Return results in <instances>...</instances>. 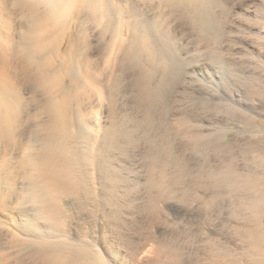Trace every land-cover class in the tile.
I'll return each instance as SVG.
<instances>
[{
	"label": "bare ground",
	"instance_id": "6f19581e",
	"mask_svg": "<svg viewBox=\"0 0 264 264\" xmlns=\"http://www.w3.org/2000/svg\"><path fill=\"white\" fill-rule=\"evenodd\" d=\"M192 1L194 7L191 3L188 4L193 7L194 11L191 13L195 15L193 18L189 16L190 12L186 13L189 14L187 15L189 18H193L189 21L200 25L201 28L205 25L212 27L210 25L212 18L216 16V9L213 6L216 7L217 4L212 6L213 0ZM222 2L224 0H216L212 3L221 4ZM8 3L12 5V8H20L26 22L23 34L19 36L18 45L13 42L15 36L12 35L13 24L9 18L11 13L7 8ZM249 5L247 3L245 6L236 7L238 16L235 13L233 15L240 20L260 22L262 25L256 32L253 30V25L249 23V25L245 24L244 28L251 34L257 35L256 37L264 39V8L261 5L256 8L252 6L253 4ZM110 6L106 0H0V264H138L141 258L150 259L152 257H154L153 264L180 263V251L174 248L179 245L169 247L167 240H165L166 245L165 242L164 245L159 244V241L157 245L144 241L139 245V241L135 244V241L132 242L133 240L129 239L126 228L119 224L121 222H116L118 215L122 219L126 216L127 210L129 214L131 213L138 198L134 189L129 187L132 185L126 184V181L136 180L135 183L139 185L137 180L140 181L143 178L141 174H136L138 170L132 172L139 165L141 167L138 168L142 170L141 160L137 163L136 160L134 162L128 157L139 158L152 150V133H158L160 130L165 133L161 135L165 142H168L169 134L172 132L181 139L189 138V136L192 138L193 135L196 136L195 138L198 135L201 136L200 131L194 132L195 129L192 127L194 124L191 121L194 119H190V116L195 114H190L192 110L186 113L187 109L194 108H189L191 103V106H196L197 102H192L196 99L193 96L188 101L190 98L187 100L183 96L187 95V89L198 77L202 76L201 78L209 79L214 83L218 79L221 81L224 77L221 69L225 68V63H222L224 66L217 67L211 65L213 62L210 60L211 67H205L204 60L201 63L195 59L193 63L185 65L184 58L175 50L170 53L171 55L162 51L163 48H167L164 47L166 44L162 45V48L158 43L164 44V39L163 42H157L158 39L155 38L153 41L156 40L157 43L152 42V31H156L158 25H161L157 21L158 17L151 19L152 21L148 23L143 20L141 22L135 17L137 10L135 14L133 10V12L124 11L122 7L115 9V6L112 9ZM224 10L227 11L226 7ZM186 14L184 13L185 17ZM89 15L98 17L95 25L99 26L101 33L94 37L102 40L104 62L102 67L93 65L90 58L85 55L89 51L87 50L86 53L83 51L87 49L91 36L86 33L88 31L86 28L90 26L93 28L91 23L94 24V21L91 18L90 26L84 29L80 28L78 23L83 21L84 24L82 22L80 24L85 25L90 18ZM188 17L186 18L189 19ZM184 18L182 19L185 20ZM74 26L75 33H72ZM213 28L210 29L213 30ZM123 31H126V36ZM161 36L158 37L162 39L165 35ZM67 38L72 40L67 41L68 47L63 49V43ZM173 43L176 45L175 42L170 44ZM74 45L77 46L75 50L77 54L71 59L68 53ZM241 48L243 52L255 51L250 50L249 44L245 43L241 45ZM235 54L233 52V55ZM222 55L226 58L227 53L225 56L224 53ZM228 56L229 52L227 58ZM219 59L214 58V60ZM230 59L233 61L234 58L230 56ZM129 64L133 65L128 66ZM131 70L134 71L130 80L127 76ZM125 71V74L129 72L125 76L129 80L124 83L125 79H123L121 83L120 80ZM158 71H162L161 76L157 73ZM185 73L188 82L185 83L184 88L181 87V91L176 92L178 98L175 99L173 95L176 102L174 106L169 99L171 93L169 90L173 88L177 90L180 77L183 74L185 76ZM19 74L21 81L17 80ZM157 74L160 78H158V83L154 84L155 87H152V81L157 78ZM173 78L178 83L175 81L176 83L173 84L175 86L172 87ZM200 81L203 80L199 79ZM26 87L31 89L30 93L23 91ZM207 87L209 89L211 85ZM196 88L192 89V94H195L193 91ZM126 89L130 90L129 94L133 96L132 99L128 97ZM213 92L221 96L226 94L232 99L222 86L212 88ZM236 93V95L233 94V98L236 96L239 102L242 98L238 97L237 91ZM174 107L180 113L174 114V111L170 114ZM196 109L195 112L200 113ZM240 113L236 118L237 123L241 126L244 123L256 132L254 138L246 139L241 144L242 148L244 151L253 152L260 159L262 167L264 163V121L258 119L257 115L245 111H240ZM196 122L193 123L196 124ZM213 122V129L216 130L218 121L213 120ZM229 125L227 121L224 136L226 139H228L227 132L232 128ZM191 140L190 142H193ZM172 141L175 143L176 140ZM198 141L200 142V139ZM169 147L167 153L174 149ZM176 147L179 146L176 145ZM181 148L183 147L180 146ZM171 151L170 153L173 152ZM156 165H159L160 170L157 174L155 173ZM218 165L216 164V167ZM171 166L172 164L167 161L155 164L153 160H150L147 164V177H145V183H142L144 191L141 192H146L148 195L141 193L147 197L139 195L141 196L139 198L144 197V200H138L142 204L146 203V210L149 209L147 212L152 219L162 220L160 201L173 202L175 200L177 203L176 195H185L186 190L180 191L174 186L178 179L172 174L173 172L170 174ZM167 171L170 172L167 173ZM167 174L174 176L169 177ZM248 175L238 173L234 177L229 176L224 181L230 184L239 183L238 189L242 204H245L246 208H252L250 212L253 215L252 218H245L242 215L234 217L230 213L226 218L224 217L225 219L223 218L228 232L226 234L216 233L214 221L217 219L213 216L216 210L212 212V209H209L213 214H210L208 220L212 226L210 231L199 233L197 228L198 234H203L201 238L205 249L204 253H201L205 254L206 251L208 256L205 264H247L253 256L257 263L264 261V250L260 249L262 245L264 246V172L254 174V178L247 183L246 179L250 177ZM207 177L209 180L204 184L209 189L207 197L209 205L212 206L218 204L215 202L218 199L216 188L219 179L216 178L214 172L208 173ZM174 179H176L175 182L172 181ZM133 181L131 183L134 185ZM199 181L196 179L193 186L199 187ZM218 189L217 192L220 191ZM136 190L138 191V188ZM205 195L206 192L203 191L201 197ZM145 198H148L147 201ZM141 203L137 205L141 206ZM182 206L183 204L177 205L180 212L187 208ZM146 210L144 209V212ZM179 211L177 210V213ZM218 212L219 210L217 215ZM164 214L167 216L168 213ZM176 220V218L172 219V221ZM169 221L167 224H170ZM148 235L153 236L151 233ZM221 235H223V240H221ZM236 236H238V241L244 243L239 251L237 249L240 245L236 247L234 240Z\"/></svg>",
	"mask_w": 264,
	"mask_h": 264
},
{
	"label": "rangeland",
	"instance_id": "374dc122",
	"mask_svg": "<svg viewBox=\"0 0 264 264\" xmlns=\"http://www.w3.org/2000/svg\"><path fill=\"white\" fill-rule=\"evenodd\" d=\"M189 1L190 0H106L107 4L111 5L110 7L112 9H114L115 7H116L115 9H117V8L119 9L120 7H122V9L124 11L125 10H127V11L133 10L135 14H136V10H137L138 11L136 14L137 16L135 15V17L137 20L140 19L139 21H141V22L143 20V22L147 21V23H148V21H152L153 19L158 17L159 19L157 18V21H159L158 23L161 24L160 25L161 27L157 24L158 29L156 28V31H158V32L152 31V33H153L152 34V42L154 44H156L157 42H160V41L163 42V39H164V44H162L160 42L161 44L158 43L160 46L159 45H157V46L162 47V48H163L162 45H165V44L166 45L164 47L168 48V46H169L168 50H167V48L162 49V51L167 52L168 54H170L172 51L175 50V52L179 53L180 56H182L184 58L183 60H184L185 65H188V63L191 64V62L193 63V61L196 59V60H198V62L201 61V63L204 60L203 64L205 65V67H208V66L211 67V65L218 67V66H222L225 63L224 65H225V68L227 69V70L225 68L221 69V72L224 73V75H223L224 77H222L221 81H220V79L216 80V83L212 82L211 80L209 81V79L207 80V79L201 78L202 76L198 77L197 79H195L194 82H192L193 84L191 83V85H190L191 87L188 88L189 90L187 89V93H186L187 95L183 96V97L187 98V100H188V98H190L188 101H190L191 98L194 96V99H196V100L195 101L192 100V102L198 103V104L196 103V106L195 105L191 106L192 103L191 104L189 103L190 104L189 108H191V107H194V108L193 109L192 108L187 109L188 111L186 110L187 111L186 113L188 114L192 110V112L190 114H192V113L195 114L194 116L192 115V117L190 116V119H194L191 121V123L194 124L195 126L192 125L190 122L189 123H190V125H192L193 129H195L194 132L200 131L201 136L198 135V137L200 136L199 138L198 137L195 138L196 136L194 137V135H193L192 138L189 136L190 139L186 138V137H185L186 139H184V138L181 139L179 136H177V134L172 132L171 134H169L170 136L168 138V142H169L168 143V142H165L164 139L162 140V138H164L162 136L165 133H164V131L162 132L160 130L158 133H155V132L152 133V150H149L148 153H145L144 155H142L143 154L142 153L141 154L142 156L140 155L141 157L138 156L139 158L132 157V159H131V156L128 157V158H130V160H132V161L134 160V162L136 160L137 163H140V160H141L140 164H143L142 170L140 171L141 168H138L140 166L139 165L136 169H133L134 171H132V172L134 173L138 170L136 174H141L143 176L144 180L142 181V179H143L142 177H141L142 179L140 180L141 182L139 180H137L138 181L137 183L140 186L135 183L136 180L135 181L128 180V182L126 181V184L132 185V186L129 185V187H131V189L132 188L134 189L133 191H134L135 195L137 194L136 196H138V198L136 199L137 200V202H135L136 204H134L132 209H131V213L129 214V210H127V211L125 210L126 216L122 217V219H121V216L118 215L117 217H119V219H117V217H116V222L117 221H118V223L121 222L119 224H121L122 226H124L126 228V233L129 237V239L133 240L132 242L135 241L134 242L135 244H137L138 241H139L138 245L141 244V242H143V241L152 243L153 245H155L158 241H159L158 243L162 244V245H164V242H165V245L168 243L169 247H173L175 244H177V245H179V247L174 246V248H177L180 251V257H179L180 263L179 264H205L206 258L208 256H207L206 251H205V254H203L204 253L203 250L205 249L203 241H202L203 239L201 238V237H203V234L201 233V235H199L198 230H199V233L202 231L203 232H209L210 231V228L212 227L210 225L211 222L208 221L210 219V214L211 215L214 214L213 216L216 217V219L218 220V222H216L217 220L215 219L216 221H214V224L216 227H214V228L216 229V233L220 232L221 234L222 233L226 234L228 232V228L224 226V221H225L224 219L227 217L228 214L232 213L234 215V217L242 215L245 218H249V219H251L253 216L250 213L252 208H246L245 204H242L241 194H239V189H238L239 183H231L230 184V183H226L224 180L226 178H228L229 176H232V175L234 177L238 173H243V174L246 173L247 175L249 174L248 176H250L248 179H246V181L248 180L247 181V183H248L251 179L254 178V174H256V173L261 174V172H264V163H263V166L261 167L260 159H258V157L256 155H254L253 152L244 151L242 148V145H241L242 143H244V141L246 139L248 140V139L255 137V133H256L255 129L253 130L252 127L245 126L244 123H242V126H241L236 121V118L241 114L240 111H245L246 113H250L252 115H257L258 119L264 121V39L261 37H256L257 35L251 34L250 32H248L244 28L245 24L246 25L250 24V25H253V27H254L253 30L256 32V30L258 28H260V26L262 24L260 22H258L257 20L256 21H254V20H245L244 21L242 19L240 20L237 17L238 14H236L237 13L236 7L245 6V4H247V3L250 4L249 6H251L253 4L252 6H254L255 8L258 5H261L264 8V0H251V1L250 0H229V1L224 0V2H222L224 5L222 3L221 4L212 3L214 1H216V0H213L211 2L212 6L217 4L216 7L213 6L214 9L217 10V11L215 10L216 16L212 18L213 20L211 21V24H210L212 27H210L209 25H205L203 28H201L200 25L198 26V25L193 24L192 22L189 21V20L193 19L194 15H195V14L192 15V13L194 11V9H193L194 2L191 0L193 2V4H192V2L190 1L191 5L193 6L192 7V6H189V4H190ZM227 1L229 2L228 3L229 5L226 3ZM10 5L11 4L8 3L7 8L9 10V12L11 13V14L9 13L11 16H9L7 13L6 14L9 16V18L13 24L12 25L13 26L12 27L13 28L12 29V35L15 36V38L13 39V42L15 43V45H18V43H19L18 41H20L19 36H22L23 31L26 28V22H25V19H23V17H22L20 8L15 9V8H12V5L11 6ZM186 5H188V6L186 7ZM218 5L221 8L217 9V7H219ZM113 6H115V7L113 8ZM190 7H191V9H190ZM213 7H211V9ZM225 7H226L227 11L224 10ZM228 7H230V9H228ZM130 8H133V9H130ZM188 8L190 9V11ZM181 10H183V11H181ZM188 12H190L189 13L190 15L186 14ZM222 12H223V15H222ZM225 12H227V13H225ZM153 13L155 14V17H153V15H154ZM184 13L186 14V17H188L187 15H189L190 17H193V18L188 17L189 19H187L185 17ZM234 13L237 16L233 15ZM217 15H218V17H217ZM89 17L90 18H88L86 24L82 25V26L80 23L82 22L84 24V22L80 20L81 22L78 23V20H79V17H78L77 23L80 26L77 23H76V25L79 26L80 28L84 29V27L86 28L88 25L90 26V22H91L90 20L93 19L92 21H94V24L91 23L93 28H91V26L86 28L88 30V31L86 30L87 31L86 33L87 34L89 33V36L90 35L91 36L89 37V43H88V46L86 47L87 49H83V51H85V53L87 52V50L89 51V52H87V53H89V55L87 53L85 55L87 56V58H90L93 65L102 67V65H104L103 57H102V55H103L102 54V42H101L102 40L94 37V36H97V34L101 33L100 29L98 28L99 26L95 25V21L98 20V17L95 15H93V16L89 15ZM236 17L238 18V20ZM182 18H184L185 20H183ZM214 20H215V22L213 23ZM238 21H242V22H238ZM215 23H217V24H215ZM213 26L215 28H213ZM241 26L243 27L242 31H241V29H242ZM194 27H195V29H194ZM94 28H95V30H93ZM165 28H166V30H165ZM210 28H213V30ZM167 29H169V30H167ZM209 29H210V31H209ZM71 31H72V33H75V26L72 28ZM91 31H92V34H91ZM164 31H168V32L170 31L169 34L171 36L173 34V36H172L173 38H171V40H170L169 38L171 36L168 34V32H164ZM205 31H206V33L210 32V34L204 33ZM214 31H215V33L216 32L217 33L215 34ZM123 33L125 36L127 35L126 31H123ZM154 35H157V36L155 37ZM161 35L162 36L165 35V36H163L164 38H162V39L159 38ZM168 35H169V38H168ZM263 35H264V33H263ZM165 37L168 40V42H170V41L175 42L176 45L173 43L175 47L173 46V44L172 45L170 44L171 42L168 43L167 40L165 39ZM155 38H156V40L158 39L157 42H156V40L153 41V39H155ZM71 40H72L71 38L65 39V42L63 43L62 48L66 49L68 47L67 41H71ZM165 42H167V43H165ZM235 43H237L238 45L236 44L237 45L236 46ZM244 43L249 44V49L255 50V51H246V52L244 51L243 52L241 45ZM167 44H169V45H167ZM76 45H74L73 48L68 53V56L71 57V59L73 57H75L77 54L75 52V50L77 48ZM172 46H173V50H171ZM250 46H252L253 48ZM258 48L261 50H259ZM169 49L171 51H169ZM239 50H241V51H239ZM228 52H229V56H228L229 58H227ZM233 52H234V54L235 53H237V54L233 55ZM223 53H224V56H225V53H227L226 58L223 57V55H222ZM220 55H221V57H220ZM230 56L234 58L233 61H231L232 59H230ZM215 57H216V59H219V58L220 59L214 60ZM262 58H263V60H262ZM100 59L102 62L100 61ZM210 60L213 63L210 62ZM187 61H189V62H187ZM95 63H97V64H95ZM206 63H207V65H206ZM209 63L210 64L212 63V64L210 65ZM131 65H133V64H129L128 66H131ZM133 71L134 70H131L130 73L127 71V74L129 73L128 74L129 77L127 76V78L130 79V76H131V79H132ZM219 71H220V69H219ZM125 73H126V71L123 74L124 78L122 77L120 80L121 83H123V81H124L123 79H125L124 83L129 80V79L125 78V76L127 75ZM157 73L160 75V73H162V71H158ZM158 74L156 76L157 78H155V80L152 81V84H151L152 87H155L154 84L156 85L158 83V78H160V76H161V75L159 76ZM162 76H164V75H162ZM164 77L168 79V77H166V76H164ZM186 77H187L186 73H185V76H184V74L181 75L180 80H179V84H178L179 86L177 87V90H176V88H173L174 90L173 89L169 90V91H171V93L169 94V99H170L171 103H174V104H172L174 106H176L175 105L176 102L174 100V97H175V99L178 98L176 92L181 91L182 88H184L185 83L188 82ZM101 79H103V78H101ZM199 79L203 80L205 83L203 81L199 82ZM17 80L21 81V75L20 74H19V77H17ZM172 80H173L172 81V87H173V86H175V85H173L174 82L175 81L177 82V80L174 81V78ZM185 80H186V82H185ZM203 83L206 85L208 84L207 86H209V84H210L211 87H209V89H207L208 87L206 85H204ZM211 83H213V85ZM221 83H222V85H221ZM194 84H196V85H194ZM228 84H229L230 88H229ZM217 85L222 86L224 91L228 95H230L233 100L231 98L227 97L226 94L221 96V95H218L214 92L212 93V88L218 87ZM196 87H198V88H196ZM26 88H24L23 91H25V93H30L31 89L29 90L28 88L27 89ZM193 88H196V90L194 89V91H193V93H195V94L191 93ZM228 89L229 90L232 89V90L229 91ZM126 91H127V94L130 93L129 89H126ZM173 91L175 93H173ZM236 91L239 94L238 97L242 98L239 102L237 101L236 96H234V98H233V94H235V95L237 94ZM184 94H185V92H184ZM173 95H175V96L173 97ZM195 95H196V98H195ZM130 96L131 95L129 94L128 97L130 99H132L133 96H131V97ZM188 96H190V97H188ZM244 98L247 100H245ZM244 102H246V104H244ZM174 108H175V110H174ZM174 108L172 109L173 111L171 110L172 113L170 112V114H173L174 111H175L174 114L180 113L176 110V107H174ZM195 108H197L196 110H198L200 113H197V111L195 112ZM193 110H194V112H193ZM196 119L198 120V122H196L197 121ZM201 120H203V121H201ZM213 120L214 121L216 120V122L218 121L217 122L218 127L216 128V130L213 129V127H214ZM227 121L230 124L229 126L232 127L231 130H229L227 132L228 139H226L224 137L225 136V123ZM193 122H196V124ZM238 124H239V126H238ZM243 131H244V133H243ZM174 134L176 135L177 139H176ZM171 136H173V138H170ZM210 136H212V137H210ZM170 139H171V141H170ZM191 139H193V140H191ZM197 139L198 140L200 139V142L202 141L201 142L202 146L199 144L200 142ZM172 140H176V141H174L175 143H173ZM180 140H182V142H180ZM190 140L193 142H190ZM185 142L187 144H185ZM182 143L184 146L181 145ZM232 143H233V145H232ZM175 144L179 147H176ZM213 144H214V146H213ZM167 145H169L170 147L175 149V150L173 149L174 151L171 149L175 154L171 150H169V153H170V151L172 153H170V155H168L169 153H167V148L169 146L167 147ZM173 145L178 149L173 147ZM180 146L183 148L180 149ZM164 147H165V149H163ZM202 147H203V149H202ZM164 150H165V153H164ZM160 154H163V155H160ZM171 154H173V155H171ZM182 154L183 155L185 154V156H183ZM165 156H166V158H165ZM141 158L145 161H143ZM246 158H248V159H246ZM137 159L139 162L137 161ZM197 159H199V160H197ZM150 160L151 161L153 160V163H155V164L161 163V161L162 162H166V161L170 162L172 164V166H171L172 170H170L171 172L167 171V173L170 172V174H171L173 172L172 174H174L175 178L178 179V180H176V179L172 180L174 182H175V180L177 181V184H175L176 183L175 182L174 186L177 189H179L180 191L186 190L185 195H184L185 197L181 194L176 195L177 203L179 202V203H181V205L183 204L182 207H184V208L187 207L184 210L182 209L181 212L177 208V205H179V206H181V205L179 203L177 204L175 202V200H173V202H170L167 200L160 201L159 206L162 209L160 211L161 212L160 218L162 219L161 221L156 220V219H152V216L150 214H148V212H147V211H149V209L146 210L147 209L146 203L142 204L140 201V200H144V197H147V195H148L146 192H141V191H144L142 189V187H144L143 184L145 183V179H146L145 177H147V170H148L147 164L150 162ZM230 160H232V161H230ZM258 160H259V162H258ZM171 161L174 162V164ZM144 162L147 164H145ZM210 163L212 164V166ZM259 163H260V165H259ZM216 164L217 165L220 164V165H218L219 167L218 166L216 167ZM201 165L204 167H202ZM225 166H226V168H225ZM196 168H198V169H196ZM231 171H233L234 173ZM159 172H160L159 165H156V172L155 173L157 174ZM210 172L216 173V178L219 179V183H218L217 188H219L218 190H220L219 192H217V188H216V195H218V199L216 200L215 203H218V204L212 205L213 208H212V206L209 205V201H208V197H207V196H209V189H207V187L205 186L206 184H204V182L209 180V177H207V175H208V173L210 174ZM170 174L169 175L167 174V175L170 177V176H172ZM183 178H184V181H183ZM196 179L200 180L199 181L200 182L199 187L193 186V183L195 182ZM202 180H203V183L201 184ZM132 181L135 183L134 185L136 187L131 183ZM185 181H187V183ZM185 185H187V186H185ZM137 188H138V191L136 190ZM230 189H231V191H230ZM203 191L206 192V195H205L206 197L205 196L201 197ZM192 192H193V195H192ZM141 193L142 194L146 193L147 195L145 196V194L142 195ZM200 193H201V195H200ZM139 195L144 196V197H142L143 199L139 198V197H141ZM138 199H140V200H138ZM147 199L148 198H145V201H147ZM177 199H179L181 201H179ZM202 199H204V200H202ZM145 201H142V202H145ZM184 202H186V203H184ZM187 202H188V204H187ZM140 203H141V206L137 205ZM163 207H165L164 208L165 210L163 209ZM144 209L146 210V212H144ZM209 209L210 210L212 209L211 210L212 212L214 210H216V211H214L212 214V212ZM253 209H254V207H253ZM177 210L179 211L178 213H177ZM218 210H219V212L217 215ZM240 211H241V213H240ZM144 213H146V214L144 215ZM164 213H166V214L168 213L167 216ZM221 213H222V216H221ZM172 215H173V217H172ZM132 217H134V218H132ZM174 218H176L177 220L179 219V220L178 221L177 220L172 221V219H174ZM166 220L167 221L170 220L172 222L169 221L170 224H167ZM165 223H166V225H165ZM170 226H171V228H170ZM192 228L194 229V231ZM197 228H198V230H197ZM170 229H172V230L168 231ZM150 233L153 235L152 237L148 235ZM194 233H195V235H192ZM154 234L156 235V237ZM157 236H159V237H157ZM236 237L237 238H235L234 240H235V244H237L236 247H238L240 245L237 249V251H239L240 248L244 245V243H242L241 241H238V236H236ZM176 238H178L179 240ZM165 240H167V243ZM221 240H223V235H221ZM262 246L260 247V249L264 250V246L263 247ZM180 248H181V250H180ZM201 252H203V253H201ZM183 254H184V256H183ZM181 256H182V260H181ZM151 259H152V262H151ZM254 259L255 258L253 256L248 261L247 264H256L257 260H254ZM252 260H254V261H252ZM141 261L143 262V264H151V263L153 264L154 263V257H152L150 259L141 258L140 262ZM140 262L138 264H142V262L141 263ZM257 264H264V261L257 263Z\"/></svg>",
	"mask_w": 264,
	"mask_h": 264
}]
</instances>
